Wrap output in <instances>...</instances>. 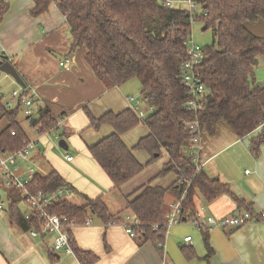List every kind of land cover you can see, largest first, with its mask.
I'll return each instance as SVG.
<instances>
[{
    "label": "trees",
    "instance_id": "trees-1",
    "mask_svg": "<svg viewBox=\"0 0 264 264\" xmlns=\"http://www.w3.org/2000/svg\"><path fill=\"white\" fill-rule=\"evenodd\" d=\"M164 1L34 0L31 15L37 17L55 4L66 19L72 40L70 53L83 49L86 65L106 89L137 80L142 100L154 108V112L143 121L138 120L131 110L107 113L100 118H94L85 110L90 129L98 131L103 126H110L113 130L112 134L87 149L90 158L109 179L111 191L118 192L158 159L164 150L169 160L157 177L172 172L178 179L195 175L184 202L185 216L192 218L198 212L196 192L206 202L228 195L238 207H243V202L227 186L209 178L201 169L196 173V167L187 155L191 135L185 128L196 124L200 135H212L215 125L223 122L238 139L260 130L251 138L249 146L253 158L260 157L264 149V83L257 82L254 62L264 59V38L253 34L249 27L264 24V0L196 1L201 12L193 22H200L203 31L212 34V43L202 48L204 60L200 67L208 94L197 112L187 109L188 95L181 83L182 65L189 59L185 43L190 38L192 24L186 14L187 0H169L172 2L170 6H165ZM8 10V3L0 1V24ZM17 111H8L0 99V119L6 121L0 131L1 153H15L29 141L16 121ZM37 114L32 126L38 134L55 131L57 121L47 109L38 108ZM139 125H144L149 134L130 149L122 141V136ZM134 151L147 153L151 160L145 165L140 164L133 156ZM30 187L45 194L64 188L73 192L55 171L46 175L35 173ZM182 191L178 184L162 189L151 186L150 182L136 191L135 199L129 201V197H125V209L138 223L133 227V238L140 245L150 242L157 247L162 244L164 231L161 225L169 211L166 198L178 199ZM5 193L10 199L9 219L25 233L40 229L35 217L24 219L21 194L12 190H5ZM244 211L253 212L249 208ZM50 212L65 217L76 226L85 225L92 218L104 226L122 222L121 216L109 213L102 198L84 199L81 206L62 199ZM154 226L159 230L154 231ZM200 233L208 258L212 254L209 234L206 231ZM70 240L80 264L97 262L96 256L79 250L71 236ZM50 256L53 257V253ZM187 258H193V254H187Z\"/></svg>",
    "mask_w": 264,
    "mask_h": 264
},
{
    "label": "crops",
    "instance_id": "crops-1",
    "mask_svg": "<svg viewBox=\"0 0 264 264\" xmlns=\"http://www.w3.org/2000/svg\"><path fill=\"white\" fill-rule=\"evenodd\" d=\"M0 1L9 5L0 24V57L11 59L10 63L37 101L36 106L47 109L59 124L55 131L40 135L24 116L32 132L39 136L37 147L21 162L22 171L33 169L42 175L55 171L73 189L65 198L68 202L81 206L84 199L102 198L109 213L121 216V220L130 215L125 209V197H129V201L135 199L136 191L150 182L151 186L162 189L177 184L178 176L173 172L157 177L169 160L168 153L162 150L165 160L156 170L147 171L146 167L118 192L111 191L109 179L90 158L87 149L113 130L110 126L98 131L90 129L85 110L94 118L117 114L131 110L135 104L129 98L136 97L139 108L150 115L154 108L141 100L139 82L131 80L121 87L106 89L86 65L85 51L77 49L70 53L72 40L66 19L55 4L33 17L34 0ZM249 30L264 38L263 23L258 27L250 26ZM65 60L69 62L60 66ZM8 78L11 81L2 77L5 90L12 89L13 84L23 88ZM142 105H147L148 111H144ZM35 115L38 118L37 109ZM259 131L238 139L225 123L219 122L212 135H200L201 170L227 186L243 202V207H238L228 195L206 202L196 192L198 211L203 208L205 215L215 219L245 212V208L264 211V149L258 159H254L249 150L251 138ZM148 134V129L139 125L124 134L122 141L131 149ZM50 136L56 137L58 143L64 141L66 149L57 143L61 153L55 151ZM133 156L142 165L151 160L143 151H134ZM67 157L72 160L67 161ZM174 200L168 196L166 204ZM92 221L91 225H75L69 234L79 250L97 257L95 264H264V221L250 222L230 234L221 229L211 230L208 234L212 254L208 258L201 233H193L189 224L174 227V231L164 236L160 248L150 242L140 245L118 224L104 226L95 218ZM185 237L191 238L190 243L183 242ZM48 244L20 230L7 213L0 219V264H80L75 255L50 256ZM190 253L193 258L188 259Z\"/></svg>",
    "mask_w": 264,
    "mask_h": 264
},
{
    "label": "built area",
    "instance_id": "built-area-1",
    "mask_svg": "<svg viewBox=\"0 0 264 264\" xmlns=\"http://www.w3.org/2000/svg\"><path fill=\"white\" fill-rule=\"evenodd\" d=\"M171 3L172 2L169 0L164 1L165 6H170ZM185 5L186 14L189 15L190 20L193 22L194 17L201 12L200 6L195 0H187L185 1ZM185 45L187 47L189 59L182 65L181 83L188 95L186 103L187 109L192 112H197L202 108V101L208 94V90L202 82L200 74L204 53L203 49L194 44L191 38L188 39ZM0 59L3 62L9 63L11 60L8 57H0ZM68 62V60H65L60 63V66H65ZM261 82L264 83V73L262 74ZM1 98L3 99V93L0 91V99ZM129 101L135 104L132 106L131 111L138 120L143 121L149 114L147 115L146 112H143L139 108L140 102L136 97H130ZM36 103L37 101L34 100L32 93L27 88L19 87L17 90L11 92L10 98L4 101L3 105L8 111L21 109L24 116L28 120H31L36 114V109H38ZM152 113L153 110L151 109L150 114ZM58 125L57 122L56 126L58 127ZM185 130L191 135L187 155L195 165L197 173L201 169L199 165L200 133L198 132V126L196 124L187 125ZM11 135H14V133L12 132ZM37 145L38 140L28 141L21 150L15 153L0 152V217L7 213L10 205V199L5 193V190H12L20 193L22 197L21 204L23 205L21 209L24 219L28 220L31 217H35L41 226L38 230L31 229L28 235L31 238H38L48 242V250L50 253L74 256L75 254L71 247L69 231L75 224L69 222L65 217L50 212L55 203L70 196L72 191L68 188L60 189L51 194H45L41 190L35 191L30 186L36 172L33 169H25V171H22L21 162L26 160L27 156ZM66 160L71 161L72 158L67 157ZM194 177L195 175L190 178H180L177 180L178 186L181 187L183 191L178 199H175L168 205L169 211L161 225L164 236L171 228L184 224H189L200 232H210L213 229H221L227 234H230L246 226L250 222L264 221V211L258 212L257 214L245 211L221 219H215L212 216L205 215L204 209L202 208L192 218L185 216L184 202L187 200L188 192ZM92 222V219H88L85 225H91ZM137 224L134 216L127 215L118 225L125 230L129 237L133 238L135 236L133 227ZM153 230L158 231L159 227L154 226ZM190 241V237H185L183 239L185 244L190 243ZM159 247L161 248V244H159Z\"/></svg>",
    "mask_w": 264,
    "mask_h": 264
},
{
    "label": "rangeland",
    "instance_id": "rangeland-1",
    "mask_svg": "<svg viewBox=\"0 0 264 264\" xmlns=\"http://www.w3.org/2000/svg\"><path fill=\"white\" fill-rule=\"evenodd\" d=\"M160 1V0H159ZM182 7H184V5H181ZM260 25V23L254 25L255 27H258ZM254 28V27H253ZM190 38L192 39L193 43L200 46L201 48H205L206 46L210 45L212 43V34L210 31H203V25L198 22V21H194L191 24V34H190ZM264 73V60L263 59H259L258 60V65L256 66L255 69V77L257 79V82L260 83L261 81V77L262 74ZM2 77H5L6 79H8L9 81H11L7 76H5V74H1L0 73V91L3 93V101H6L10 98L11 92L13 90H17L18 87L17 85L13 84L12 89L10 90H5L6 89V85L5 83L2 81ZM134 83L137 80H133ZM138 83V82H137ZM144 111H148L149 107L147 105H142V107ZM0 117H1V113H0ZM35 119H37V116L35 115L34 117ZM17 121L20 124V126L22 127V129L26 132L27 134V138L28 140H30V138H34L35 140L38 139V134L37 132H32L33 130L30 128L29 123L25 120L24 115H23V111H18L17 113ZM6 126V121L5 119H0V131ZM35 136V137H34ZM51 141H53L54 147H55V151H57L58 153H61V151L58 149L57 143L58 140L56 139V137L54 136H50ZM33 140V141H35ZM165 160V156H161L158 159H156L155 161L151 162L146 170H156V168H158ZM113 201V199L111 200ZM20 207H23L22 204H20ZM253 213L257 214L258 212H254ZM5 214H3L0 219H4ZM186 226V225H185ZM189 226V225H187ZM178 227V226H177ZM182 227V226H181ZM190 229L192 230L193 233H200V231H198L196 228H193V226H189ZM174 227L171 228L170 230H168L167 234H170V232L174 231ZM191 237V236H190Z\"/></svg>",
    "mask_w": 264,
    "mask_h": 264
},
{
    "label": "water",
    "instance_id": "water-1",
    "mask_svg": "<svg viewBox=\"0 0 264 264\" xmlns=\"http://www.w3.org/2000/svg\"><path fill=\"white\" fill-rule=\"evenodd\" d=\"M198 1V0H195ZM255 65H258V61L255 60ZM0 72L4 73L5 75L11 77L19 86L26 88L25 83L23 82V80L21 79L20 75L18 74V72L16 71V69L13 67V65L9 62H3L0 59ZM259 85V83H258ZM34 122V119L30 120V124L32 125ZM58 146L62 149H66V145L64 143V141H59ZM154 157H157V155H155Z\"/></svg>",
    "mask_w": 264,
    "mask_h": 264
}]
</instances>
